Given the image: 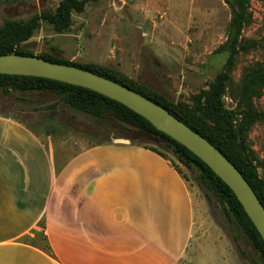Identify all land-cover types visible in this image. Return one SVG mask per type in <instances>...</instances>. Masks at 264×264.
<instances>
[{
	"label": "rangeland",
	"instance_id": "obj_1",
	"mask_svg": "<svg viewBox=\"0 0 264 264\" xmlns=\"http://www.w3.org/2000/svg\"><path fill=\"white\" fill-rule=\"evenodd\" d=\"M62 0H10L0 5V27L25 21L43 11L54 12ZM243 1L248 15L240 36L241 50L224 95V106L236 113L246 131L247 154L264 185V83L255 92L245 76L264 68V0ZM232 11L225 0H98L74 13L64 33L41 23L33 37L15 49L94 67L119 80L159 96L169 105L202 117L207 94L229 57ZM0 88V116L11 118L43 138L62 163L66 150L127 141L163 155L188 182L195 201L197 227L179 264H254L257 251L228 219L219 202L199 186L197 168L187 167L158 138L124 125L107 115L98 119L73 109L53 91H20L8 83ZM127 132L132 139L117 138ZM47 146V147H46ZM208 196V197H207ZM198 229V228H197ZM43 241L38 234L36 241Z\"/></svg>",
	"mask_w": 264,
	"mask_h": 264
},
{
	"label": "crops",
	"instance_id": "obj_2",
	"mask_svg": "<svg viewBox=\"0 0 264 264\" xmlns=\"http://www.w3.org/2000/svg\"><path fill=\"white\" fill-rule=\"evenodd\" d=\"M44 145L0 116V264L183 260L203 223L197 197L169 161L125 141L66 150L62 163Z\"/></svg>",
	"mask_w": 264,
	"mask_h": 264
},
{
	"label": "trees",
	"instance_id": "obj_3",
	"mask_svg": "<svg viewBox=\"0 0 264 264\" xmlns=\"http://www.w3.org/2000/svg\"><path fill=\"white\" fill-rule=\"evenodd\" d=\"M96 1L98 0H62L54 12L43 11L25 21L5 22L4 25L0 27V54L35 56L30 52L15 49V47L30 40L35 31L40 28L41 23H47L53 26L57 33L62 34L66 32L72 25L73 14L83 13L88 4ZM225 1L232 11V20L230 23L231 33L228 42L229 57L224 70L217 75L207 94V103L204 106L202 117L194 116L187 108L183 109L180 106L173 107L159 96H152L142 89L119 80L94 67L51 56L38 55L36 57L45 59L49 62L71 65L91 71L124 85L165 108L193 131L206 138L231 163H233L251 185L257 197L264 205V185L258 180L257 169L247 154L245 141L247 129L235 123L237 118L236 113L228 111L223 102L231 73L235 68L236 58L241 50H246V48L241 45L239 39L243 27L248 21V15L244 8L243 1ZM9 2L10 0H0V5ZM245 81L247 88L255 92L256 86L264 83V68L250 70L245 76ZM8 83H13L14 89L20 91H53L60 96L64 102L77 111L98 119H106L107 115L110 114L118 120V124L121 128L124 129L123 126L127 125L137 131L158 138L164 145L171 149L187 167H195L198 169L199 174L195 177L196 182L219 202L224 215L232 222L234 221V224H237L238 230L247 237L251 246L257 251L259 260L252 258L251 261L254 264H264V241L233 191L200 158L185 146L165 133L157 130L144 117L126 106L87 88L39 77L0 74V88L7 93L10 92ZM117 138L132 139L127 132L121 133ZM152 151L163 157L159 152L155 150Z\"/></svg>",
	"mask_w": 264,
	"mask_h": 264
},
{
	"label": "water",
	"instance_id": "obj_4",
	"mask_svg": "<svg viewBox=\"0 0 264 264\" xmlns=\"http://www.w3.org/2000/svg\"><path fill=\"white\" fill-rule=\"evenodd\" d=\"M0 74L39 77L87 88L144 117L157 130L185 146L210 167L233 191L264 241V205L251 185L215 146L165 108L138 92L91 71L49 62L36 56L0 54Z\"/></svg>",
	"mask_w": 264,
	"mask_h": 264
}]
</instances>
